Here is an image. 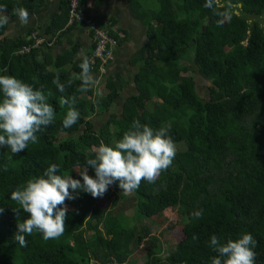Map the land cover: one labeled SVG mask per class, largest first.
<instances>
[{
    "label": "trees",
    "instance_id": "obj_1",
    "mask_svg": "<svg viewBox=\"0 0 264 264\" xmlns=\"http://www.w3.org/2000/svg\"><path fill=\"white\" fill-rule=\"evenodd\" d=\"M46 1L0 0V6H6L10 20L16 16L14 7L32 12ZM68 1L58 0L57 9L40 29L29 27L9 37L7 24L0 27V74L42 89L56 113L55 121L37 133L38 142L26 150L13 155L0 148V264H124L131 248L143 244L141 264H211L216 253L209 247L210 237L226 241L242 233L254 237L255 264H264V0H213L212 7L205 6L207 0H126L144 29L143 43L128 57L134 68V93L123 99L119 116L106 119L97 130L89 117L106 111L127 81L116 71L107 72L113 50L106 72L91 69L101 83L94 90L78 91L80 56L90 57L94 42L85 24L67 23ZM78 1L82 15L92 19L86 15L84 0ZM104 18L117 48L127 40V31L112 16ZM222 18L225 22L220 26L217 21ZM78 27L85 28H79L78 34L87 35V44L75 39L50 52ZM31 31L47 43L30 46ZM23 45L30 47L19 53ZM191 69L207 81V99L196 93ZM57 77L65 85L63 93L53 83ZM72 96L80 118L64 128L68 105H61L60 99ZM133 120L153 129L171 122L169 134L177 146L172 166L155 183L142 181L131 194L117 184L110 186L102 197L112 196L108 208L99 207L100 198L88 193L74 194L76 199L65 202L64 234L46 241L34 233L21 247L14 238L17 219L12 207L18 205L10 199L11 191L42 175L53 163L60 166L58 174L79 179L73 172L77 163L83 165L101 142L110 145L118 140ZM88 174L94 176V170L89 168ZM126 206L135 220L166 208L174 210L182 233L174 248L160 257L148 228L128 224ZM198 210H203L200 219L192 215ZM20 215L23 220L28 214ZM193 235L198 239L193 240Z\"/></svg>",
    "mask_w": 264,
    "mask_h": 264
},
{
    "label": "clouds",
    "instance_id": "obj_2",
    "mask_svg": "<svg viewBox=\"0 0 264 264\" xmlns=\"http://www.w3.org/2000/svg\"><path fill=\"white\" fill-rule=\"evenodd\" d=\"M212 5L213 0H207L205 6ZM6 11V6H0V27L9 21ZM13 14L21 25L29 23V13L25 8L14 7ZM218 15L230 18L227 13ZM224 22L223 18L217 21L220 26ZM80 59L81 72L77 78L81 84L78 91L84 93L91 90L96 81L91 71L92 59L83 53ZM53 83L60 92L65 91V85L58 77ZM75 102V96L70 100L60 99L61 105H68L62 120L64 128L72 127L80 118V113L72 106ZM55 117V109L42 89H36L15 76L0 74V148L10 149L13 155L21 153L30 143L38 142L37 133L42 127L50 126ZM171 127V122H167L153 129L133 120L118 140L110 145L101 142L98 147H93L94 155L86 158L83 165L77 163L74 170L82 181L70 174H58L60 166L53 163L42 175L33 176L17 186L10 194V199L18 205L12 207L17 219L15 240L21 247H26V236L34 233L42 234L46 241L60 238L67 226L65 202L76 199L74 194L84 192L93 198H102L114 184L125 194H131L142 181L155 183L160 174L172 166L177 153L176 143L169 134ZM89 168L94 170V176L88 174ZM21 211L28 214L27 218L21 220ZM202 214L203 210L192 213L196 219L202 218ZM192 239L197 240L198 237L193 235ZM256 243L250 233H242L238 238L226 241L212 235L209 247L216 255L211 258V264H255Z\"/></svg>",
    "mask_w": 264,
    "mask_h": 264
},
{
    "label": "rangeland",
    "instance_id": "obj_3",
    "mask_svg": "<svg viewBox=\"0 0 264 264\" xmlns=\"http://www.w3.org/2000/svg\"><path fill=\"white\" fill-rule=\"evenodd\" d=\"M153 8H156V4H153ZM130 16V14H124V17ZM42 16H37L36 20L41 19ZM135 24L132 26L131 30V23ZM136 20V22H135ZM126 24H125V30L128 33L127 40L119 47L115 49L114 52V59L111 65H109L108 73L111 72H118L120 73L127 81V84L122 88V90L119 92V95L113 99L106 111L97 112L89 117V120L92 123V128L94 130H97L99 125L105 121L108 118H115L116 116H119L121 103L125 96L134 93V87L132 83V75L134 72V68L128 64V57L130 53L137 48L139 45L143 43L144 40V29L140 24L139 21L136 18H126ZM138 23V24H137ZM13 25V26H12ZM14 24H10L9 32L10 36L21 34L23 31L14 32ZM40 29V28H39ZM25 31V30H24ZM40 31V30H39ZM71 39L69 41H64L62 44H55L49 48L50 52H54L56 50L64 48L67 44L74 41L75 39L81 40L77 36L76 33L71 32L70 33ZM185 66L188 64L187 62H183ZM193 76L194 84H195V91L202 99H207L208 93H207V81L205 79H202L199 75H197L192 69L189 72ZM182 75L186 74L184 72H181ZM96 83L93 85V90L97 85L101 83L102 78L98 79L97 77H94ZM104 89L100 90L99 93H103ZM84 97H87L86 95ZM147 105L150 106L149 103ZM74 174H78L75 170H73ZM79 179L82 180V178L78 175ZM113 192L115 194H118L119 191L117 189H114ZM112 196L108 199L106 198H100L97 200L96 204L99 207L108 208L109 203ZM130 206V205H129ZM124 214L128 216V224H133L135 227L136 224L145 225L148 228L149 235L154 237L155 239V247L154 249L157 250L158 255L160 257L165 256L169 251H171L175 243L181 238V223L178 219V216L176 212L172 209L166 208L161 211V213L157 215H152L149 218H140L139 220H135L130 215L132 214V209L130 207L126 206V210L124 211ZM143 245H138L137 247H132L129 254L127 255L124 264H141L145 260L144 255V248ZM94 264H99L97 261Z\"/></svg>",
    "mask_w": 264,
    "mask_h": 264
},
{
    "label": "crops",
    "instance_id": "obj_4",
    "mask_svg": "<svg viewBox=\"0 0 264 264\" xmlns=\"http://www.w3.org/2000/svg\"><path fill=\"white\" fill-rule=\"evenodd\" d=\"M57 7H58V0H47L46 3H44L41 7L34 9L32 12H28L30 19H29V23L26 25H21L17 16L11 18L7 23L5 35L10 37L9 35V32L11 31L9 30L10 24H14L15 29L13 27L14 29L13 33L24 31L29 27H33L37 25H39L38 28H41L47 22V19L49 18V16L57 9ZM84 8L86 9V15L95 20H98L102 17L112 16L115 19L116 25L121 28H125V24L127 23L126 18L127 19L130 17L135 18L132 15V12L130 11V8L126 0H84ZM124 14L125 15L130 14V16H127L125 18ZM39 15H41L42 18L36 20L37 16ZM134 25L135 24L133 23V19H132L131 30H132V26ZM138 25H141V24H138ZM79 28H83L85 30L84 27H78L77 33L76 32L74 33H76L77 36L81 38V41L84 44H87L88 37L84 32L83 33L81 32L80 34H78V31H80ZM70 39L71 37H68V39L62 40L60 44L64 43V41H69Z\"/></svg>",
    "mask_w": 264,
    "mask_h": 264
},
{
    "label": "built area",
    "instance_id": "obj_5",
    "mask_svg": "<svg viewBox=\"0 0 264 264\" xmlns=\"http://www.w3.org/2000/svg\"><path fill=\"white\" fill-rule=\"evenodd\" d=\"M78 0H69L68 1V10H67V23L78 21L85 24L92 30L93 38V48L92 53L89 58L92 59V68L94 67L97 73H104L107 70V65L110 63L113 58V50L117 46L116 39L109 34L108 24L109 21L106 18H100L99 21L86 18L82 15L81 9L79 7ZM98 22L100 25H98ZM117 37H122V32L116 29H113ZM30 37L31 44L30 46L42 45V43H47V40L44 36L38 35L37 32L31 31L28 35ZM49 45V42L48 44ZM30 46L23 45L19 48L18 52L22 53L29 49ZM97 60V62H96Z\"/></svg>",
    "mask_w": 264,
    "mask_h": 264
},
{
    "label": "water",
    "instance_id": "obj_6",
    "mask_svg": "<svg viewBox=\"0 0 264 264\" xmlns=\"http://www.w3.org/2000/svg\"><path fill=\"white\" fill-rule=\"evenodd\" d=\"M237 6H239V3L236 4ZM236 12V11H235Z\"/></svg>",
    "mask_w": 264,
    "mask_h": 264
}]
</instances>
